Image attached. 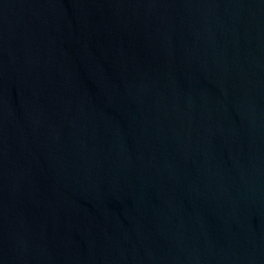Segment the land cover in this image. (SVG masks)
Listing matches in <instances>:
<instances>
[{"label": "water", "instance_id": "obj_1", "mask_svg": "<svg viewBox=\"0 0 264 264\" xmlns=\"http://www.w3.org/2000/svg\"><path fill=\"white\" fill-rule=\"evenodd\" d=\"M0 264H264V0H0Z\"/></svg>", "mask_w": 264, "mask_h": 264}]
</instances>
